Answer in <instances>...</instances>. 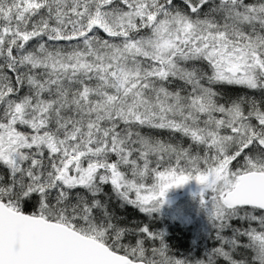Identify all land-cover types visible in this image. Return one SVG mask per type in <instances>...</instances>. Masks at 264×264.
Returning <instances> with one entry per match:
<instances>
[{
    "label": "snow or ice",
    "instance_id": "snow-or-ice-1",
    "mask_svg": "<svg viewBox=\"0 0 264 264\" xmlns=\"http://www.w3.org/2000/svg\"><path fill=\"white\" fill-rule=\"evenodd\" d=\"M192 179L203 259L110 210L106 188L150 215ZM220 257L264 264V0H0V264Z\"/></svg>",
    "mask_w": 264,
    "mask_h": 264
},
{
    "label": "trees",
    "instance_id": "trees-1",
    "mask_svg": "<svg viewBox=\"0 0 264 264\" xmlns=\"http://www.w3.org/2000/svg\"><path fill=\"white\" fill-rule=\"evenodd\" d=\"M157 135L164 140L171 139V142L173 143L181 141L179 134L170 136L167 131H161L158 132ZM182 143L187 147L190 141L187 138H183ZM233 166H235V162H233ZM106 191L111 194V199L109 200L110 210L114 211L116 216L121 217L119 221L121 226L130 228L149 226L150 230L153 232H163L164 241L177 254L203 259L206 254L212 251V249L221 245L219 241L216 242L209 240V237L206 240H203V236L194 241L192 239L194 238V230H191L189 225L185 223L182 224L177 220H171L168 216H164V214H160L158 211L146 215L141 213L139 209L134 206L125 204L121 207V201L115 197L114 193H111V189L106 188ZM232 222L237 225L241 224L238 222V219H234ZM135 239V236H127L124 243H135ZM241 253L242 250H238V256ZM216 264H229V262L227 260L224 261L222 257H220L217 259Z\"/></svg>",
    "mask_w": 264,
    "mask_h": 264
},
{
    "label": "rangeland",
    "instance_id": "rangeland-1",
    "mask_svg": "<svg viewBox=\"0 0 264 264\" xmlns=\"http://www.w3.org/2000/svg\"><path fill=\"white\" fill-rule=\"evenodd\" d=\"M153 182L151 179L148 183ZM196 182V184H194ZM204 190V185L200 184L197 180L192 179L189 182L181 185L172 187L168 190L166 194V201L163 203L162 207L158 210L160 214L168 216L171 220H177L182 224H187L194 231V241L203 236V240L209 237V240L216 241L221 244V241L217 238V227L214 218L210 215L212 210V205L209 200L207 205L202 204L201 192ZM210 193L208 198L210 199ZM238 222L241 221L238 219ZM235 226L234 222H231ZM224 235L231 236L232 229L226 230ZM241 251V250H240ZM241 255H248L247 252L242 250ZM222 259L225 261L222 257Z\"/></svg>",
    "mask_w": 264,
    "mask_h": 264
},
{
    "label": "clouds",
    "instance_id": "clouds-1",
    "mask_svg": "<svg viewBox=\"0 0 264 264\" xmlns=\"http://www.w3.org/2000/svg\"><path fill=\"white\" fill-rule=\"evenodd\" d=\"M190 181V180H189ZM188 181V182H189ZM171 189V188H170ZM169 189V190H170ZM255 254H257V255H261L262 253L260 252V249H259V247H257L256 249H255Z\"/></svg>",
    "mask_w": 264,
    "mask_h": 264
},
{
    "label": "water",
    "instance_id": "water-1",
    "mask_svg": "<svg viewBox=\"0 0 264 264\" xmlns=\"http://www.w3.org/2000/svg\"><path fill=\"white\" fill-rule=\"evenodd\" d=\"M194 184H196V182H194Z\"/></svg>",
    "mask_w": 264,
    "mask_h": 264
}]
</instances>
